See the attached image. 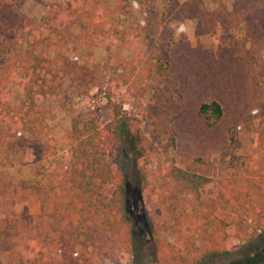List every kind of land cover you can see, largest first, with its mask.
<instances>
[{"label": "rangeland", "instance_id": "374dc122", "mask_svg": "<svg viewBox=\"0 0 264 264\" xmlns=\"http://www.w3.org/2000/svg\"><path fill=\"white\" fill-rule=\"evenodd\" d=\"M73 1L0 0V71L12 57L2 52V46L8 44V39L15 38L18 14L35 21L37 29L45 33L43 24L51 7L65 6ZM106 5L107 0H92L88 6L84 5V0H79V13L70 16L69 24L62 29L63 46L48 50L52 69L61 71L69 59L90 67L103 79V91L113 87L119 100L126 99L125 109L139 119L138 126L151 142V163L145 170L147 189L142 198L140 175L129 151L128 208L135 223H144L147 213L158 222L173 223L172 216L157 202L158 194L169 195L170 192L186 201L188 211L193 214L192 220L196 222L197 217L207 211L212 184L202 187L197 199L169 175V166L213 181L232 179L228 163L234 157H239L248 167L264 168V87L252 84L253 75L243 59L225 53L220 28L214 33L201 30L202 19H207L204 22L208 26L215 21L220 25L216 20L220 11L233 12L238 1L138 0L127 15L112 9L102 12L104 21L116 31L110 32L108 38H97L89 26V19ZM230 23L239 25L234 21ZM241 27L235 28L236 37H241ZM32 41L28 30L21 48ZM159 56L170 63L173 77V88L160 105L154 89L144 96H137L128 88L115 89L114 83L107 85L109 77L116 72L126 71L129 76L135 59L148 66L150 60ZM137 73H133L130 85H145V77ZM149 81L150 85L157 84ZM15 93L13 103H18L25 92L16 90ZM104 95L95 87L78 88L70 77H65L57 97L41 102L44 108L52 109V113L48 128L38 140H32L28 130L17 126L5 130L10 143L15 142V148L7 151L0 145V192L3 183L11 182L8 179L11 175H24L21 179L29 177L28 181L36 190H21L23 196L28 198L44 192L54 200L55 206L51 213L40 215L22 211L24 222L19 225L20 230L17 229L20 235H16L13 221L0 226V264H28V243L33 238L45 240L48 264H59L51 240L56 237L58 224L53 215L67 209V197L59 189L61 174L71 167L66 135L71 128L72 116L83 109L100 107L103 121H108ZM213 100H219L224 107L225 115L219 121L208 120L199 114L201 105ZM6 123L4 120L3 125ZM233 180L239 181V178ZM183 231L195 235L192 226H185ZM228 233L234 235L235 226H230ZM145 235L146 230L139 226L133 251L120 253L114 259H100L95 264H155L151 248L143 244ZM166 239L180 245L179 236L171 230L166 233ZM244 247L242 241L235 240L230 256L203 264H226L239 259Z\"/></svg>", "mask_w": 264, "mask_h": 264}, {"label": "trees", "instance_id": "16d2710c", "mask_svg": "<svg viewBox=\"0 0 264 264\" xmlns=\"http://www.w3.org/2000/svg\"><path fill=\"white\" fill-rule=\"evenodd\" d=\"M15 1V0H14ZM98 2L104 0H97ZM106 1V0H105ZM238 7L228 13L221 10L217 25L211 26L201 20V30L214 33L223 31L222 48L225 53L243 59L257 87H264V0H237ZM92 0H84L90 5ZM108 5L91 14L89 26L97 38H108L115 28L104 21L102 12L115 10L127 15L138 0H107ZM110 4V5H109ZM240 4V6H239ZM79 0L51 7L45 17V33L37 29V23L18 14L16 36L2 46L3 53L11 54L7 66L0 71V145L5 150L15 148L5 130L29 131L32 140H38L48 128L52 109L44 108L42 101L57 97L70 77L78 88H98L104 95V109L108 121L104 122L100 107H91L76 112L71 118V128L66 138L71 151V167L61 174L59 189L67 197V209L56 213L58 223L56 237L51 240L59 258V264H95L100 259H114L120 253L135 249L136 232L141 226L146 230L143 244L151 248L155 264H203L225 258L233 253L235 240L245 245L242 257L226 264H264V168L248 167L239 157H234L228 168L232 179L213 181L203 175L192 174L169 166V175L179 181L195 197L200 190L212 184L207 211L197 221L183 198L175 193L158 194L157 202L172 216L173 223L158 222L149 213L144 223H135L128 208L127 166L129 151L133 154L140 175L139 194L145 198L147 177L145 170L151 163V142L140 126L139 119L125 109L126 99L119 100L110 87L103 91L104 82L95 70L69 59L61 71L52 69L48 50L62 47V29L70 22V16L79 13ZM12 6V4H11ZM236 22L239 25H232ZM242 26L241 37H236L235 28ZM239 29V28H238ZM237 29V30H238ZM30 30L33 41L21 48L26 31ZM1 47V45H0ZM132 73L116 72L109 77L107 85L128 88L137 96H144L154 89L160 105L173 88L170 63L159 56L141 65L134 60ZM145 77V85H130L133 73ZM136 79L138 77L136 76ZM149 80L157 83L150 85ZM163 84V86H161ZM16 90L25 92L24 98L13 103ZM264 94V92H263ZM201 117L219 121L224 107L219 100L203 103L199 109ZM6 120V125H3ZM19 186L36 190L28 181L10 176ZM239 178V181L233 180ZM192 226L194 234L183 231ZM235 226V234L228 228ZM173 231L179 236L180 245L171 244L166 233ZM45 240L33 238L28 243V264H48Z\"/></svg>", "mask_w": 264, "mask_h": 264}, {"label": "crops", "instance_id": "0c3cea01", "mask_svg": "<svg viewBox=\"0 0 264 264\" xmlns=\"http://www.w3.org/2000/svg\"><path fill=\"white\" fill-rule=\"evenodd\" d=\"M20 178H24V175ZM29 177H25L24 180H28ZM7 183H3L0 192V226L8 225L9 221H13L16 225L17 231L20 224L24 222L22 211L29 212L30 214L40 215L44 213H51L54 210V200L48 198L47 195L42 192L37 196H30L26 198L23 196L21 190L25 188L19 186L15 181L12 183V178H8ZM20 230V229H18ZM16 235H20L17 231Z\"/></svg>", "mask_w": 264, "mask_h": 264}]
</instances>
